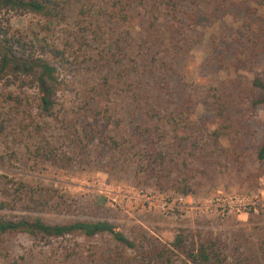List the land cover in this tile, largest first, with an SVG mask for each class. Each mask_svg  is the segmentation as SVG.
<instances>
[{"label":"rangeland","instance_id":"rangeland-1","mask_svg":"<svg viewBox=\"0 0 264 264\" xmlns=\"http://www.w3.org/2000/svg\"><path fill=\"white\" fill-rule=\"evenodd\" d=\"M54 1L55 22L2 15L36 50L64 49L74 70L54 118L37 89L0 82V217L31 208L14 191L25 184L50 201L37 213L47 224L104 221L162 245L211 236L227 264H264V93L252 86L264 79V0H129L126 21L110 0ZM127 68L139 78H121ZM3 240L0 264H142L108 234Z\"/></svg>","mask_w":264,"mask_h":264},{"label":"trees","instance_id":"trees-1","mask_svg":"<svg viewBox=\"0 0 264 264\" xmlns=\"http://www.w3.org/2000/svg\"><path fill=\"white\" fill-rule=\"evenodd\" d=\"M110 8L112 9L110 12L112 18L126 21L131 9V2L129 0H110ZM60 10L54 0H0V82H3L5 87H10L16 85V81H18V85L21 87L37 89V109L46 118L55 117L56 97L59 92L66 91V81L74 70L73 60L64 49L47 43L36 50V46L22 41L19 36L11 32L8 19L2 18V15L9 11L17 14L32 12L44 19L45 23H51L61 18ZM150 43L156 45L157 42ZM116 61L118 60L110 62V67L120 64L118 68H122L121 62ZM137 75L136 69L129 70V68L119 74L124 79L133 76L139 78ZM23 76H29L28 84L22 82ZM252 86L258 92L264 93V79H254ZM138 89L141 96V93H144L142 84ZM7 99L11 100V95H8ZM261 101L264 104V98ZM157 106L156 103H150L154 112L158 111ZM216 110L218 117H225L226 107L219 103ZM218 133L216 132V135H221L220 132ZM36 152H38V156L45 158L50 157L51 154L44 146L37 147ZM149 153L153 156L151 149H149ZM263 158L264 147L259 152V159ZM0 162H2V158H0ZM14 191L20 194L21 200L32 206L31 208L27 206L24 215L0 217V249L4 241L3 238L15 234H25L34 241L44 244L49 243L51 239L93 238L108 234L124 249L138 253L142 264H227V256L222 246L211 236H198L195 240H189L187 235L180 233L175 236L171 244L162 245L137 228L133 230L134 237L128 239L122 233L117 232L112 224L104 221L47 224L42 217L37 215L51 205L50 201L45 199L46 196L39 192L40 196L36 197L35 192L28 189L25 184H19ZM4 207L5 204L0 202V209Z\"/></svg>","mask_w":264,"mask_h":264}]
</instances>
